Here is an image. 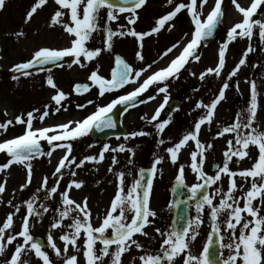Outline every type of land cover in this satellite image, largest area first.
<instances>
[{
    "label": "snow or ice",
    "instance_id": "snow-or-ice-1",
    "mask_svg": "<svg viewBox=\"0 0 264 264\" xmlns=\"http://www.w3.org/2000/svg\"><path fill=\"white\" fill-rule=\"evenodd\" d=\"M49 0H34L32 7L26 14L25 23H28L33 18L34 14L39 9L45 7ZM123 6H117L111 0H54L56 8L50 17V27L59 25L63 31L71 38L69 46L64 48H49L40 47L35 50L32 57L26 61L16 63L11 66L9 71L13 73V80H19L20 76L30 77L35 73L33 69L38 71H47L51 73V69H45L46 65H57L63 67L60 62L65 57H71L72 60L68 64L71 68L73 65H78L80 68L86 67L85 62H91L97 58L103 51L112 49V41L114 37L132 36L136 38L139 49L136 53V59L143 61L145 59L142 49L143 42L146 37L158 35L162 30H171L174 27L175 18L182 11H186L191 18L193 31L191 38L186 43L177 41L170 47L165 49L161 55L163 57L173 53L174 50L180 49L166 67L159 68L149 73L153 64H147L140 69H134L130 64L124 61L121 57L116 56V67L112 69L111 79L99 75V70L91 71L88 79L91 84L77 83L73 86L76 94H82L84 91H89L91 87H98V95L104 97L106 93L117 92L125 88L126 85H136L131 91L117 95L107 104L96 105L95 111L88 114L82 120H68L64 123L55 125H45L44 121L50 115H55L61 110L67 111L65 101L68 99V93L60 89L54 80L53 75L49 74L46 77V85L55 90L51 96L53 104L44 105V110L34 109L26 114L17 115L15 119H8L0 122V130L7 132L10 126L16 124L23 125L24 130L21 135L13 138L0 141V153H6L10 158L8 161L0 165V172L9 169L13 164L24 165L27 169L26 182L22 184L21 190L26 188L32 182L33 169L31 161L38 157L47 155L49 158L57 149L64 150L63 156L59 159L54 172L55 181L52 186H49L48 177L44 176L40 188L37 189V194L44 193V199L50 200L59 195L60 207L53 209L58 213V218L51 223V229H64L68 231L60 235L59 239L63 241L64 247L61 249L57 246L51 232L47 237V246L54 250L56 256L64 255V264H78L77 255L68 256L69 246L74 248L77 253L81 251V247L77 242L83 235V256L86 264H103L105 257H110L111 264H122V255L129 251L133 245L138 250L143 249L136 235L147 236L145 228L153 222L156 212L150 207V190L152 188V177L156 174V165L163 161V157H158L152 168L148 171V179L145 182V171L140 170L139 178H134L130 185L126 184V173L120 171L116 173L117 190L110 202V206L106 209L105 215L99 226H94L92 223V213L88 204V198L85 197L81 202H77L70 195L73 188L80 189L84 182L72 179L68 185L61 190L60 181L63 179L64 170H70L72 177L77 175L74 170L82 168L86 162L99 163L105 158V153L134 152L132 149H126L124 144L113 148L109 144H104L98 156H85L77 161L73 156V141L87 135L93 129L105 130L116 127V121L111 113L117 106H124L125 111L128 108L138 106V103H148L156 98L155 95H150L146 100H138L145 92L153 85H156V94H164L163 103L155 110L154 114L149 119L147 115L143 116L147 123L156 122L155 127L157 133H162L166 126L171 122V117L160 121L161 111L168 103V81L178 79L181 70L192 61L199 62L200 55L197 50L209 38L214 35L217 26L222 22L224 12L222 8L223 0H214V6L208 12L207 16L203 17V9L208 4V0H189L184 3L183 0L179 3H174V0H166L167 5H173L172 10L160 16L154 27L146 32H138L134 28H127L121 25L118 30H113L110 27L111 22L118 21L120 16L127 13L125 17L128 25H135L139 19L138 10L143 8L147 0H121ZM235 9L242 15V20L236 22L230 27L227 32V39L221 43L218 50V63L215 67H208L199 74V80L205 81L208 75L214 74L219 77L226 64V51L229 44L237 37H247L250 41L254 35V29L258 28V36L261 44H264V20L253 19L257 10L264 6V0H251L248 7L242 6L238 0H232ZM5 7V0H0V10ZM106 9V19L104 25H101V10ZM68 20L65 21L64 17ZM167 26V27H166ZM104 33V48L90 49L87 47V42L92 39L93 33ZM16 36H23V32H17ZM185 38L189 33H185ZM254 51V48L249 44L247 50L243 53V57L238 64L231 70L228 77L222 83L218 94L209 102L200 101L196 104V108H203L205 114L202 115L194 124V131H190L182 136V138L169 147L166 151L169 153L170 160L175 164L179 159L180 150L193 142L195 149L190 152L191 164L190 167L197 175V179L203 183H196L191 186L189 191L192 193V198L196 199L197 193L202 189L211 188L222 179V174L229 178L227 191L222 187L215 188L212 194H202V199L196 204L197 216L194 220H189L188 225L182 230L172 229L168 232H163L157 228L155 231L161 237L160 249L158 254H145L139 257L141 264H174L175 257L183 254L185 259L183 264H210L209 247L205 246L203 252L197 256L192 255L189 250V243L195 240L198 236V227L203 222L201 213L205 207L211 211L213 221V231L221 241L224 237L222 233L227 231L228 243H221L222 248L229 250L228 256L223 259V264H264V214L261 213L260 207L254 204L255 200H259L260 205H264V130H261L256 125V115L260 108L258 102L257 85L255 81L250 82V102L245 110L237 113L234 122L230 125L220 128L216 133V138L231 135L232 138L227 140V149L224 151L223 166L218 167L215 175H208L203 170L204 161L206 160V151L213 147L212 144H204L199 138L202 126L211 125L216 113L218 105L226 99V90L230 87L228 80L236 76L241 66L246 64L248 53ZM2 58V57H0ZM83 58V59H82ZM156 61H153L155 63ZM19 75H15V74ZM145 73H149L145 76ZM196 76L195 72H190ZM143 77V79H141ZM239 86L237 85V90ZM94 103L89 100L87 104H78V109H83L88 104ZM36 113H39L37 116ZM5 110V115H7ZM39 120L41 125L36 127L34 121ZM150 135L144 131H134L129 133L130 137ZM126 139L128 137H125ZM42 141L50 146L49 151H45ZM159 144L165 143L163 139L158 141ZM250 146H255L258 150V156L253 166L249 169L233 170L230 164L233 162V157H236V163L243 160L245 157L251 159ZM112 163H117L116 157L113 156ZM131 163V160L129 161ZM113 169L110 166L109 171ZM131 175V173H128ZM247 181L251 178V187L247 192L239 189L243 194L240 197L234 195L238 190L236 177ZM177 183L184 185V166L179 167V174L176 177ZM7 180L0 182V198L6 191ZM185 187L187 185H184ZM34 194L31 199L25 201L26 214L22 218L21 229L15 234H8L10 229L14 227V216L20 211V206L14 205L12 200L7 201L10 207L15 208V212L8 213L2 226H0V255H3L8 245H13L18 238H22V243H16L14 252L11 257L5 261V264H28V261L22 259L23 255L28 252H34L35 256L43 261V264H53L49 255L43 250L44 245L38 242L31 233L32 217H43L44 214L50 211V208L45 203H40L37 207V201L40 200L39 195ZM219 197L218 203H214L216 197ZM243 200V206L240 201ZM0 203L3 200L0 199ZM221 216H224L223 228H221ZM251 217L252 219H248ZM69 223L65 224L64 221ZM237 229L239 231L237 232ZM109 230H111L110 234ZM99 242L103 245L99 250L96 249V244ZM211 243V239L209 240ZM115 245L112 249L111 246ZM99 252V254H97Z\"/></svg>",
    "mask_w": 264,
    "mask_h": 264
},
{
    "label": "rangeland",
    "instance_id": "rangeland-1",
    "mask_svg": "<svg viewBox=\"0 0 264 264\" xmlns=\"http://www.w3.org/2000/svg\"><path fill=\"white\" fill-rule=\"evenodd\" d=\"M241 1L242 0H238L239 3ZM179 2H181V0H174V3ZM183 2L188 3L189 0H183ZM33 3L34 0H5V7L0 10V57H2L0 58V122L8 119L14 120L15 117L20 114H24L26 117V114L34 109H40L42 112L44 110V105L53 104L54 102L51 101V96L54 94L55 90L48 87L45 83L46 77L49 74L53 75L58 87L69 95L67 101L64 102L67 111L61 110V112L55 115H50L45 119L44 124L55 125L67 122L68 120H82L88 114L95 111L97 104H107L117 95L124 94L126 91H131L130 89L136 86L130 85L127 89H120L119 92L106 93L104 97H100L98 95L97 86L91 87L89 90L90 92L86 95H79L73 92L72 87L76 83H92L88 79L91 71L98 69L99 75L108 79L114 66L113 56L116 55L123 58L134 69H140L145 67L147 64H153L152 69L149 70L150 73L159 68L166 67L168 64L167 61L169 59L171 60V58L178 54L180 50L176 49L173 53H170L168 56L161 59L160 57L165 49L177 41L186 43L187 40L191 38L192 26H190L187 22V18H185L186 14L184 12L179 17L180 21L177 20L175 24L173 23L174 27L170 31L162 30L158 35H152L145 38L142 49L145 57L143 61L136 59V53L140 50L136 38L132 36H117L113 38L111 50L103 51L91 62H85L87 66L84 68H80L78 65H73L69 68L68 64L72 60V58H70L65 62L63 67H56V69L52 70L51 73L46 70L37 71L34 72L35 74L33 76H20L19 80H13V75H11V72L9 71L12 65L30 59L34 51L40 47H67L69 46V40L71 39L59 25L55 27L49 26L50 17L56 8L54 0H49V3L45 7H42L36 14H34L31 21L25 23L26 14L32 7ZM148 3L147 13L145 14L142 12V15L140 16H142L143 19L139 18L135 25H128L127 19L125 18L127 15H121L118 21L111 22L110 27L115 31L118 30L121 25H125V30H127V28H134L138 32H146L154 27L156 22L155 19L159 15L165 14L167 11L172 10L173 7V5H167L166 0H148ZM250 3L251 0L247 3L245 2L244 5H241L248 7ZM213 6L214 0H208V4L205 5L203 9L202 18L207 16ZM222 8L224 17L219 27L220 33L213 38V40L201 44V47L197 50V53L201 57L200 61L190 62L185 66V69L181 70L178 79L168 81L169 100L176 98L177 95L182 96V99L180 98V103L175 108L174 112L169 113L165 111L160 116V121L166 120L169 117L172 118L171 122L166 126L162 133H157L155 125H153V127L143 126L142 123L146 121L142 119V117L147 115L149 119L151 118V112L147 114L146 112L148 110L152 111L151 109L153 106L163 103V93L157 95V100L155 102L153 101L154 103L152 101L144 103L141 110L131 113L129 117L128 115L121 116L119 122L128 132L125 136L112 137L111 139H107L105 141L95 142L91 141L90 134L88 133L87 135L72 142L73 156L76 157L77 161L89 155L98 156L104 144H109L113 148H118L119 145L124 144L126 149H132L134 152V155L132 152L128 151L106 152L104 154L105 158L102 162H86L82 168H74L77 172L75 177L71 176L70 170H64L63 179L60 181V189L63 190L72 179L84 182L82 188H73L70 195L77 202H81L85 197L88 198V204L92 213V223L94 226H99L101 224L106 209L110 206V202L117 190L118 181L116 173L120 171L125 172L126 184L130 185L134 178H138V168H152L154 161L158 157H163L162 163L156 165L157 171L152 182V189L150 191V207L156 212V216L154 218L156 221L154 223L156 229L159 228L163 232L171 231V226H169L171 216L168 205L170 202L169 186L171 185V181L176 179L179 174V167L177 164H182L180 159L183 149L180 150L179 159L175 164L171 162L169 153L166 149L174 146V144L181 139L182 134L191 131L189 127V122L191 120L189 102L195 92L193 93L190 91V86L193 84V80L198 79L195 76L192 77L190 72L196 70V74L199 75L201 71H204L208 67H215L218 63L219 47L221 43L227 39L228 30L236 22L242 20V15L235 9L232 4V0H223ZM106 11V9L101 10V25H104L105 23ZM234 12L237 14V18L230 20V15ZM64 19L67 21L68 17L65 16ZM253 19L264 20V6H261L257 10ZM17 32H23L24 35L18 37L15 35ZM258 32L259 29L255 28L251 41L247 37H237L229 44L226 51V64L221 72V75L219 77L214 74L208 75L209 78L206 80V84L208 85L206 91L208 94L212 95L215 92V89L217 88L216 84L219 85V88L222 86V83L228 77L231 70L243 57V54L240 53H242L241 51H246L248 44L254 42L255 47L253 48L257 47L256 44L260 41L259 36L256 35ZM185 33H189L187 38H185ZM103 40V32L93 33L92 39L87 42L86 46L90 49L104 48ZM260 45V52L263 56L261 61H263L264 52L262 50H264V44H261L260 42ZM258 51L259 50H257L256 55L259 54ZM251 59H253V57L250 53H248L245 65H249L250 67ZM153 61L156 62L153 63ZM245 65H243L244 68ZM243 66H241L240 69ZM149 73H145V76ZM234 77L235 76L228 80L229 85L233 84ZM156 87L157 86L154 85L151 88L152 92L150 95H155ZM89 100L94 103L88 104V106L83 109L77 108L78 104H87ZM5 110H7V115H5ZM36 115L38 116L39 113H36ZM34 125L36 127L42 126L39 120L34 121ZM129 125L132 127L129 128ZM23 130L24 126L18 124L10 126L7 132L0 130V141L21 135ZM134 131H144L150 133V135L136 136L134 138L130 137L129 133ZM125 137L128 138L126 139ZM161 139H163L165 143L159 144L158 141ZM42 142L44 144L46 143L44 141ZM63 154L64 150L57 149L53 152L51 158L47 155L34 158L31 161L33 169L32 182L23 190H21L20 186L26 182L27 177V169L24 165L13 164L9 169L4 172H0V182L7 180L6 191L2 195V198H0L3 200V203H0V226L3 225L8 213L15 212V208L10 207L7 204V201L12 200L14 205L20 206V211L14 216V227L9 230L8 234H15L20 231L22 218L26 214L25 201L31 199L34 194H37V189L40 188L43 177L47 176L49 186L53 185L56 178L53 177L52 173L54 172L55 167ZM113 156H115L117 160L115 165L112 163ZM130 160L131 163H129ZM7 161V154L0 153V165L6 163ZM110 166L113 169L111 172L109 171ZM191 171L192 169L190 167L189 172ZM128 173H131V175H128ZM171 174H175V176L170 177ZM214 191L215 187L211 188L209 193L212 194ZM37 195L40 197V200L37 201V207H39L40 203H45L49 206L50 211L44 214L43 217L30 218L32 225L31 233L35 239L40 240L41 243L44 244L43 250L48 253L50 260L53 261V264H64V255L59 257L56 256L54 250L47 246V237L49 232H51L57 246L61 249L64 247V243L59 239V237L64 234V232H67L68 229H51L50 227L54 219L58 218V213L53 211V209L60 207V197L57 195L53 199L45 200L43 192H40ZM203 217H201L202 221ZM69 222L70 221L68 220L64 221L65 224ZM202 226L203 225L201 223L197 229L199 233L198 236L200 235V230H204ZM110 232L111 230H109L108 234H110ZM156 239L161 243V237L157 232ZM83 241L84 237L82 235L81 239L77 242L78 246L81 247V251L79 253H77L71 246H69V251L67 253L68 256L77 255L78 264H86L83 256ZM192 241L193 243L190 242L189 247L193 244L195 245L194 240ZM138 242L145 243L146 241L138 239ZM16 243H22V238H18L13 245L7 246L5 253L0 255V264H5V261L11 257ZM201 246L202 239L199 238L196 240V247L200 248ZM95 247L99 250L103 247V245L97 242ZM97 254H99V252H97ZM191 254L193 255L192 252ZM179 257L180 255L175 257L174 264L178 262ZM183 258L185 259V256ZM22 259L27 260L28 264H43V261L37 258L34 252L26 253L23 255ZM124 261H127V259H124ZM183 261L181 264H183ZM121 262L122 264H126L122 260ZM103 264H111L110 257H105Z\"/></svg>",
    "mask_w": 264,
    "mask_h": 264
},
{
    "label": "flooded vegetation",
    "instance_id": "flooded-vegetation-1",
    "mask_svg": "<svg viewBox=\"0 0 264 264\" xmlns=\"http://www.w3.org/2000/svg\"><path fill=\"white\" fill-rule=\"evenodd\" d=\"M146 4H147L146 6H144L143 8L138 10L139 16L142 15V12L145 14L147 13V7L149 4L148 0H147ZM169 11H171V10H169ZM184 12L186 14L185 18H187V22L190 24V26H192L191 31H193V25L191 23V18L189 17V15H187L186 11H182L180 14H178V16L175 18V20L173 22H170V23L175 24L177 20L180 21L179 17ZM123 15H127V13H125ZM160 16H162V15H159L155 20H157ZM139 18L143 19L142 16H140ZM256 35L258 36V34H256ZM251 45H252V47H255L254 42H252ZM256 45L258 48L256 47V48H254V51L250 52V54L254 60L251 59L250 67H249V65H245V68L243 66L242 67L243 69L241 68L242 70L240 69L238 71V73L236 74V76L234 77L233 84L230 85V87L226 90V93H225L226 99L224 101H222L216 109V113H215V116L213 119V123L210 126L204 125L201 128L199 138L202 141V143L213 145V147L211 149H208L205 153L206 160L204 161L203 170L208 175H215L217 168L223 166V161L225 159L223 153L227 149V143L226 142L228 139L232 138L231 135H225L224 137L216 138V133L220 128L232 124L236 118L237 113L241 112L242 110H245L248 107L249 102H250V96H251L250 82H252V81H255V83L257 85L258 102L260 104V108H259L257 115H256V125L259 126V128L261 130H264V60L261 61L263 56L260 52L261 51L260 41L257 42ZM248 46H249V44H248ZM248 46L246 47V50H247ZM257 50H259L258 51L259 54L256 55ZM262 51L264 52V50H262ZM241 52L242 53H240V54L244 53V51H241ZM257 56H258V58H257ZM113 58H114V64H115L116 55L113 56ZM197 66H199V65H197ZM55 69L56 68L51 69V71L55 70ZM201 69H203V68H201ZM192 72L196 73V70H193ZM192 77H194V76L192 75ZM195 77L198 80H193L192 81L193 84L190 86V91L193 93L194 92L197 93V94L194 93L192 95V98L190 99V102H189V106H190L189 112L191 115L189 127H190L191 131H194L195 122L202 115L205 114V110L203 108L197 109L196 104L200 101H203L204 103H209L215 97V95L218 94L219 89L222 87V86H220V88H219V85L216 84L217 88L215 89V92L212 95H210L206 91L207 87H208V85L206 84V80L209 78V76H207L205 81H203V82L199 80V78H198L199 75L196 74ZM142 79H143V77H142ZM237 85L239 86L238 90H237ZM128 87H130V85H126L124 89H127ZM133 88H131L130 90H132ZM151 88H149L148 91L145 92L141 97H139L138 100H146L148 95H150V93L152 92ZM155 96L157 97L156 93H155ZM181 97L182 96L177 95L176 98L169 100L168 103L165 105L164 109L161 111V115L165 111H167L169 113L174 112L175 108L180 103L179 101H180ZM156 100L157 99L155 98L154 100H151V101L155 102ZM142 105H144V103H138V106L131 108L130 110H128V112H126L123 115H128V117H129L131 115V113L138 112V110H141ZM159 106H160L159 104L153 106L151 109L152 111L148 110L146 112V114L151 112V114L153 115V113L155 112V110ZM155 124H156L155 121H153V123H147V122L142 123L143 126H148V127H153V125H155ZM131 127L132 126L129 125V128H131ZM183 135L184 134L181 135V138ZM42 145H43L45 151L51 150L50 146L47 145V143L44 144L42 142ZM194 149H195L194 143L189 142V145L183 148V150H182L183 152H182L181 159H180V162H182V164L184 165V185H187L186 187L184 185H181V194H182V200H184V202L188 206V215H190L189 216L190 220L195 219V217L197 216V210H196V200L192 198V193L189 191V189L191 188L192 185H194L196 183H203V181H200L197 179L196 173H194L193 171L189 172V168H190V164H191L190 152L193 151ZM250 155L252 157L251 159H249L248 157H245L243 160H240L239 163H236L235 161L237 158L233 157V162L230 164V168H232L233 170H236V171L251 168L253 166V164L255 163V160L258 156V150L255 146H250ZM38 157H42V156H38ZM182 164L178 163L177 166L180 167ZM174 176H175V174L170 175V177H174ZM235 179L237 181L238 190L234 193V195L237 197H240L243 194V192H247L248 189L251 187V178H249L247 181H245V180L241 179L239 176H237ZM176 181H177V179H174L173 181H171L170 184L172 185ZM228 185H229V178L222 174L221 181H219L216 185H213L211 188H213V187L216 188V187L220 186L223 188L224 191H227ZM211 188H208V193H209V190ZM241 188L243 189V192H241L239 190ZM218 201H219V197L217 196L216 199L214 200V203H218ZM243 203H244V201L241 200L240 205L243 206ZM254 204L256 206L260 207L261 213L264 214V205H260L259 200H255ZM169 208H170V213L172 214V209H173L172 205H170ZM201 217H203L202 228L204 230H200V235L197 236V238L194 240L195 245L193 244L192 245L193 247L192 246H190L191 248L189 247L190 252H192L193 255H198V256L203 252L204 247L208 243L210 232L214 228L213 221L211 218V211H210V209L207 208V206L205 207L204 212L201 213ZM248 219H252V218L248 217ZM223 220H224V216H221V228H223V223H222ZM155 222L156 221L153 219V222L145 228V231L148 233L147 236L139 235V234L136 235L135 239L138 237L137 240L141 239V240L146 241V242L140 243L141 245H143L142 250H138L135 247V245H133L129 251L125 252L121 257V260L124 263H126V264H140L139 257L141 255L148 254V253L152 254V255L158 254L159 249H160V242L157 241V239H156V231H155L156 227L154 225ZM238 231H239V229H237V232ZM215 235H217V233H215ZM222 235L224 237L223 241H221L219 239V237L217 236L218 246H219L217 256L219 258L220 264H223V259H225L229 254V250L227 248H222L221 243L230 242L227 231H224L222 233ZM199 238L202 239V246L200 248L196 247V240ZM190 242L193 243V241H190ZM114 247H115V245L111 246V248H114ZM183 257H184L183 254L180 255L179 260L176 264H178V263L181 264L182 261L184 260ZM124 259H127V261H124Z\"/></svg>",
    "mask_w": 264,
    "mask_h": 264
},
{
    "label": "water",
    "instance_id": "water-1",
    "mask_svg": "<svg viewBox=\"0 0 264 264\" xmlns=\"http://www.w3.org/2000/svg\"><path fill=\"white\" fill-rule=\"evenodd\" d=\"M111 2L117 6H123L121 3V0H111ZM218 27V26H217ZM218 28L215 29L214 31V35L215 36L218 32ZM213 36L211 38H213ZM210 39V38H209ZM67 59V57L64 58L63 61H61L60 63H64L65 60ZM56 65H46L44 66V68H51L54 67ZM116 67V66H115ZM36 70V69H33ZM13 74V73H12ZM14 75V74H13ZM15 75H18L15 74ZM74 90V89H73ZM87 91H84L82 93H85ZM123 110H125L124 106H117L116 109L113 110V113H111L113 119L116 121V127L113 129H105V130H95L93 129L90 134H91V138L93 140H104L107 138H111V136H120L122 137V135L126 134L125 129L120 125V123L118 122V117L121 115V113L123 112ZM145 171V182L148 179V171L147 169H144ZM207 189H202L200 193H197L198 196V202L199 200L202 199V194H207ZM180 184L177 183L176 185H174L171 188V194L172 197H175V203H174V213H173V219L171 221V226L173 227V229L176 230H182L184 227H186L188 225V221H189V215L187 212V205L185 204V202H183L180 197ZM211 239V243L208 242V247H209V252H210V264H217V238L216 235L214 233H211V236L209 238V240ZM38 241V240H37ZM39 242V241H38ZM42 244V243H41Z\"/></svg>",
    "mask_w": 264,
    "mask_h": 264
},
{
    "label": "bare ground",
    "instance_id": "bare-ground-1",
    "mask_svg": "<svg viewBox=\"0 0 264 264\" xmlns=\"http://www.w3.org/2000/svg\"><path fill=\"white\" fill-rule=\"evenodd\" d=\"M248 1H249V0H242V1L240 2V4L244 5V3H245V2L247 3ZM236 18H237V14L234 12L233 14L230 15V18H229V19H230V20H231V19L234 20V19H236ZM169 60H170V59H169ZM169 60H168V61H169ZM168 61H167V62H168ZM60 155H61V154H60Z\"/></svg>",
    "mask_w": 264,
    "mask_h": 264
}]
</instances>
